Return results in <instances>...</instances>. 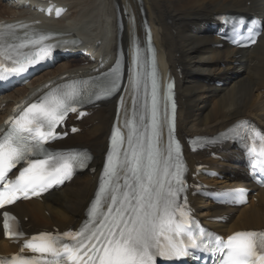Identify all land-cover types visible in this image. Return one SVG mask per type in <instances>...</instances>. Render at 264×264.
Masks as SVG:
<instances>
[{
	"label": "snow or ice",
	"instance_id": "obj_1",
	"mask_svg": "<svg viewBox=\"0 0 264 264\" xmlns=\"http://www.w3.org/2000/svg\"><path fill=\"white\" fill-rule=\"evenodd\" d=\"M14 27L0 26L10 31ZM256 35L255 30L249 29L246 39L254 43ZM49 38L40 36L18 45L0 44V80L25 73L30 66L47 59L52 46H45L42 41ZM28 45H39V49L22 55L19 49ZM134 63L139 68L138 49ZM142 76L138 70L130 79L133 115L129 117L125 109L126 133L119 127L113 129L99 190L88 210L89 220L77 232L33 235L21 246V254L0 259V264H157L158 258L181 260L194 251L215 256L218 264H264V231H236L227 239L203 230L193 231L187 200L179 202L186 185L181 175L180 145L172 139L171 122L168 143L164 148L160 144L163 124L158 119L159 85L154 58L150 124L145 123L143 116L134 115ZM86 84L87 81H73L58 86L10 118V127L0 135V210L21 197L39 196L88 166L91 157L87 151L53 152L46 147L67 135L56 130L69 113L77 112L78 106L92 99L109 98L120 90L118 68L111 70L97 90L82 87ZM171 87L168 85L169 90ZM76 131L72 128V132ZM229 131L249 142L247 152L253 161L250 168L264 182V132L247 121ZM17 168L18 174L10 178L9 174ZM230 196L236 202L242 193L233 192ZM2 228L6 238L19 239L24 235L16 217L8 211L2 213ZM25 249L38 255L25 257Z\"/></svg>",
	"mask_w": 264,
	"mask_h": 264
},
{
	"label": "bare ground",
	"instance_id": "obj_2",
	"mask_svg": "<svg viewBox=\"0 0 264 264\" xmlns=\"http://www.w3.org/2000/svg\"><path fill=\"white\" fill-rule=\"evenodd\" d=\"M55 1L68 6L64 17L58 20L32 17L33 12L29 8L1 1L0 17L22 18L19 23L27 25L26 29L43 27L47 31L62 34L64 39L77 35L83 40L88 37L90 41H86V44H97L99 52L101 46L106 44L107 49L101 55L104 66L99 71L115 62L117 54L121 55L127 66L126 81L122 91L118 93L121 94L118 101L115 98L94 108L80 122L81 133L67 138L70 143L90 148L93 154L92 164L97 166L96 171H85L80 176H75L68 184L46 194L41 202L29 200L16 203L14 211L21 217H28L24 223L27 230L43 223L61 228L68 224L76 225L83 215L97 185L99 165L106 150L116 107L120 106L118 124H124L125 109L128 110L129 117L132 113V56L136 46L146 50L145 23L150 29L159 78L164 81L167 76L172 75L176 79V134L180 139L185 140L186 137L198 134H213L247 114L264 126V33L252 49L242 51L241 56L236 58L235 55L241 50L226 45L223 48L213 46L218 39L208 31L207 25L211 15L224 11L264 15V0ZM36 20L40 23H32ZM83 30L82 34L78 33ZM80 61L78 58L65 60L56 69L42 73L44 75L38 76L34 82H57V77L64 73L71 76L79 71L87 72L97 64H84ZM235 62L238 65H234ZM217 80L224 82L223 87L216 85ZM28 92L29 88L25 86L0 96V118L6 112L7 105ZM141 95L145 103V94L142 92ZM136 106L137 103L135 108ZM165 141L163 133L161 142ZM214 152L219 153L221 158H211L205 151L185 153L190 167L201 159L210 168H217L225 176L223 185L242 184L237 183L244 180L241 167L236 163L240 159L238 152L229 145L214 149ZM251 201L234 209V214L227 223H212L206 218L231 209H221L210 203H205L204 212L200 209L202 203L196 209L207 225L222 233L264 227V188H259L256 201L254 197ZM44 210L48 215L44 214ZM9 250H15V247L8 245L0 237V252Z\"/></svg>",
	"mask_w": 264,
	"mask_h": 264
},
{
	"label": "rangeland",
	"instance_id": "obj_3",
	"mask_svg": "<svg viewBox=\"0 0 264 264\" xmlns=\"http://www.w3.org/2000/svg\"><path fill=\"white\" fill-rule=\"evenodd\" d=\"M56 68H57V67H56ZM56 68H55V69H56ZM53 70H54V69H53ZM44 74H45V73H44ZM44 74H42V75H44ZM42 75H41V76H42ZM247 116L250 117L251 115H248V114H247L246 117H247ZM251 202H252V201H251Z\"/></svg>",
	"mask_w": 264,
	"mask_h": 264
}]
</instances>
